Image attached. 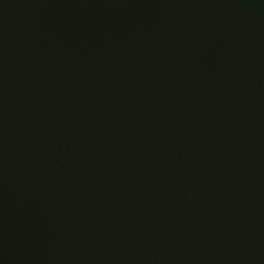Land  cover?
I'll return each instance as SVG.
<instances>
[{"label":"water","instance_id":"water-1","mask_svg":"<svg viewBox=\"0 0 264 264\" xmlns=\"http://www.w3.org/2000/svg\"><path fill=\"white\" fill-rule=\"evenodd\" d=\"M0 264H264V0H0Z\"/></svg>","mask_w":264,"mask_h":264}]
</instances>
